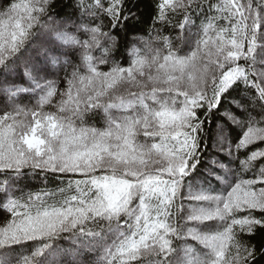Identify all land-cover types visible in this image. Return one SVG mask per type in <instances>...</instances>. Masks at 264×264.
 <instances>
[{
  "label": "snow or ice",
  "instance_id": "6c2138e0",
  "mask_svg": "<svg viewBox=\"0 0 264 264\" xmlns=\"http://www.w3.org/2000/svg\"><path fill=\"white\" fill-rule=\"evenodd\" d=\"M0 264H264V0H0Z\"/></svg>",
  "mask_w": 264,
  "mask_h": 264
}]
</instances>
